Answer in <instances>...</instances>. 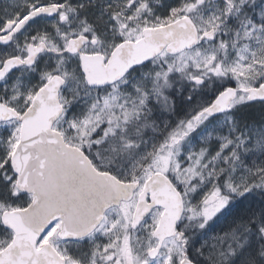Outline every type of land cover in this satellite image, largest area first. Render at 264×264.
<instances>
[{"label": "flooded vegetation", "instance_id": "flooded-vegetation-1", "mask_svg": "<svg viewBox=\"0 0 264 264\" xmlns=\"http://www.w3.org/2000/svg\"><path fill=\"white\" fill-rule=\"evenodd\" d=\"M213 6L223 8L226 14L225 21L214 26L211 25ZM262 15L264 0H245L240 8L239 0H0V252L20 241L28 244L30 253L37 255L35 264H234L232 260L239 264V251L223 255L230 257L225 261L219 260L221 254L209 259L197 250V242L204 241L197 237L194 224L187 219L190 199L185 189L172 172L153 169L147 158L139 156L147 137L142 125L123 131L132 136L131 140H121L115 134L108 143L111 145L106 155H99L95 141H84L82 133L72 125L77 122L76 126L82 127L84 117L92 119L93 106L100 93L117 87L122 94L141 93L146 89L148 70L162 58L177 59L186 53L209 48L222 35L226 36L224 30L230 28L232 34L246 30L248 35L242 40L244 47L239 56L241 67L255 71L250 83L239 87L228 83L211 95L208 108L227 89H239L232 110L215 117L206 115L210 122H223L234 110L239 116L235 114L234 125H210L205 131H239L242 134L239 162L243 166L241 173H237L235 187L239 191L240 187L250 190L252 185L262 194H257L254 202L247 205H239L237 199L234 207L223 206L213 218H223L220 221L223 233L228 225L239 227L238 245L244 242V234L247 237L252 233L254 254L258 255L255 264H264V186L255 185L264 174V100H251L243 91L260 89L264 85ZM179 21L190 23L196 32L198 45L195 48L178 55H172L166 48L155 59L135 66L112 85L103 88L89 85V73L119 63L126 53L130 57L139 46H147L149 34ZM208 34H212L213 39L206 37ZM227 43L228 39L225 45ZM196 78L205 80L199 86L208 84L205 78ZM85 94L95 95L97 99L90 102ZM57 115L52 121L51 117ZM26 117L30 128L39 131L40 137L47 140L48 136L43 135L45 131L56 134L53 142L56 149L62 143L79 149L98 174L112 180L114 205L106 209L98 226L87 235L79 226L69 227L72 222L67 213V183L52 181L55 176L67 174V167H46L45 182H33L28 192L20 189L16 164L21 161L19 147ZM50 137L47 145H51ZM131 141L135 145H129ZM35 144L33 141L32 145ZM203 144L213 148L222 143L207 140ZM31 151L33 156L26 160L30 163H83L84 160L78 155L67 157V148L60 149L63 153L60 152V156H51V147L46 150L31 147ZM155 174L171 183L184 206L175 235L164 240L155 237L166 214L164 207L153 208L137 226L135 222L140 201L145 199L148 204L153 203L146 186ZM242 176L247 178L244 186L239 184ZM205 177L198 188L203 192L200 201H204L202 208L213 209L223 195L227 196V178L223 173L214 172ZM52 192H55L54 197ZM212 195L217 196V200L207 205ZM198 205L201 207L200 203ZM42 211L49 213L44 215ZM5 215H13L12 227L5 223ZM167 225L171 226V222ZM171 245L174 249L169 253Z\"/></svg>", "mask_w": 264, "mask_h": 264}, {"label": "rangeland", "instance_id": "rangeland-1", "mask_svg": "<svg viewBox=\"0 0 264 264\" xmlns=\"http://www.w3.org/2000/svg\"><path fill=\"white\" fill-rule=\"evenodd\" d=\"M244 1L239 0V8ZM222 9L213 6L211 25L225 21L226 14ZM224 31L226 36L222 35L220 40L209 48L186 53L177 59L162 58L159 64L148 70L145 91L126 95L117 87L110 92L100 93L93 106L92 119L84 117L82 127L76 126L77 122H72V125L82 133L84 141H95L99 155L108 154L111 145L108 143L112 142L115 134L121 140L128 141L132 136L124 134L123 131L127 132L142 125L143 134L147 137L139 156L147 158L150 161L149 167L153 169L172 172L185 189L190 199L187 219L194 224L197 237L200 236L204 241L197 242V250L209 259L220 257L221 254L219 260L225 261L230 257L224 258L223 255L239 251V264H255L258 255L254 254L252 233L247 237L244 234V242L238 245L236 241L241 234L239 227L228 225L223 233L220 222L223 218H213L216 211L223 206L227 205L228 209L234 207V201L237 199L239 205H247L254 202L257 194H262L252 185L250 190L240 187L239 191L235 187L237 173H241L243 166L239 162V146L242 144L241 140H244L243 136L239 131H232V135L226 134L229 131H219V134H225V139L222 144L213 148L204 145L201 140H198L199 144L194 142V139L200 136L199 133L210 125H234L236 110L223 122H210L203 112L211 103V95L219 88L228 83H234L238 87L250 83L251 75L255 71L250 67H241L239 56L244 47L242 40L248 35L246 30L233 34L230 28ZM227 39L228 43L225 45ZM196 77L205 78L208 84L204 87L195 84L193 80ZM85 96L89 97L90 102L97 99L95 95ZM129 145H135V142L131 141ZM212 172L226 175L228 193L226 197H221L216 207L206 209L202 208L204 201L200 200L203 192L198 188L205 182L206 174ZM246 180L244 176L239 177V184L244 186ZM257 181L254 182L255 185L264 186V174ZM241 230L244 231L243 228ZM173 249L171 245L169 253H172ZM232 262L238 264L237 260Z\"/></svg>", "mask_w": 264, "mask_h": 264}, {"label": "water", "instance_id": "water-1", "mask_svg": "<svg viewBox=\"0 0 264 264\" xmlns=\"http://www.w3.org/2000/svg\"><path fill=\"white\" fill-rule=\"evenodd\" d=\"M206 37L213 39L214 36L208 34ZM146 42L147 46H139L138 49L131 52L132 54L130 57H128L129 53H126L119 63L116 62L117 65L112 63L106 69H100V71H96L94 74L89 73L87 75L89 85L93 88H103L112 85L124 77L135 66L155 59L166 48L172 55H178L185 50L195 48L198 45V37L190 23L179 21L167 29L154 31L149 34ZM195 83L197 85H203L205 80L196 78ZM243 91L250 95L251 100H264V85L260 89ZM238 94L239 89L237 88L227 89L215 100L212 106L205 110L204 114L215 117L230 112L232 110V102L237 98ZM48 117L50 118V116ZM57 117L58 115L52 116V121ZM24 121L22 140L19 147L21 161L19 164H16L20 174V189L28 192L33 182H45L46 167L60 165L67 167V174L64 173L62 177H60V175L55 176L52 178V181L60 182L61 180L67 183V213L69 215V220L72 222L69 227L76 229V227L79 226L83 229L84 235H87L98 226L106 209L114 205L112 180L104 175L98 174L93 169L91 163L86 159V155L79 149L66 147L65 143H62V145H59V149H56L57 146L53 144L56 135L54 132L50 133V131H45L43 135L48 136L46 140L44 137L38 135V133H40L39 131L30 128L28 117H26ZM49 136H51V145H47ZM33 141H36L35 145H32ZM31 147L42 150L51 147V156H60L62 153L60 149L63 151L67 148V157L78 155L79 157L82 156L84 160L83 163H72L70 161L67 163L58 162L57 164H48L44 162L30 163L26 160L30 156H33ZM56 153L59 154L56 155ZM46 156L49 155L46 154ZM33 173H35V175H33ZM168 182L163 180L160 174H155L150 178L146 190L151 193L153 203L148 204L145 199H142L138 205L135 217L137 226L149 215L153 208L160 206L164 207L166 209V214L155 232V237L161 240L175 235L176 226L184 212L181 196L177 191L172 189L173 186ZM54 193L52 192L53 197ZM177 195L180 198L179 203L176 202L178 198ZM216 200L217 196L212 195L207 199L206 204L215 203ZM31 211H33V209ZM53 211L55 210H51V212ZM42 213L47 215L49 211H42ZM4 220L9 227H12L13 215H5ZM169 222H171V226L167 225ZM36 256L37 255L34 256L30 253L28 244L16 241L0 252V264H35L34 258H36Z\"/></svg>", "mask_w": 264, "mask_h": 264}, {"label": "trees", "instance_id": "trees-1", "mask_svg": "<svg viewBox=\"0 0 264 264\" xmlns=\"http://www.w3.org/2000/svg\"><path fill=\"white\" fill-rule=\"evenodd\" d=\"M236 114H238V116H239V112H236ZM244 115L250 119V116H248L247 114H244ZM199 134H200V136L198 138L194 139V142L196 144L200 143L198 140H201L202 142H204V141H207L208 139H211L212 141L221 143L225 139V134H222V135L219 134L218 130H214L210 133L208 131L207 132L205 131V133H204V131H201ZM226 134L232 135L233 133L232 132H226ZM214 147H217V146H214Z\"/></svg>", "mask_w": 264, "mask_h": 264}, {"label": "bare ground", "instance_id": "bare-ground-1", "mask_svg": "<svg viewBox=\"0 0 264 264\" xmlns=\"http://www.w3.org/2000/svg\"><path fill=\"white\" fill-rule=\"evenodd\" d=\"M239 126V125H238ZM259 170V169H258ZM261 210V209H260Z\"/></svg>", "mask_w": 264, "mask_h": 264}]
</instances>
